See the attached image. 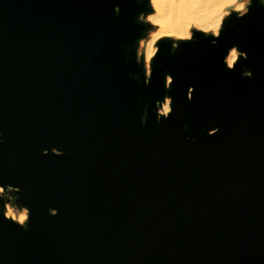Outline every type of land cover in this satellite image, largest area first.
I'll list each match as a JSON object with an SVG mask.
<instances>
[{"label":"water","instance_id":"obj_1","mask_svg":"<svg viewBox=\"0 0 264 264\" xmlns=\"http://www.w3.org/2000/svg\"><path fill=\"white\" fill-rule=\"evenodd\" d=\"M144 7L0 0V183L30 208L26 229L0 217V264H264V7L223 17L215 45L195 29L175 50L156 41L147 86L133 59ZM231 43L251 78L239 57L224 68ZM52 146L63 154H41Z\"/></svg>","mask_w":264,"mask_h":264},{"label":"clouds","instance_id":"obj_2","mask_svg":"<svg viewBox=\"0 0 264 264\" xmlns=\"http://www.w3.org/2000/svg\"><path fill=\"white\" fill-rule=\"evenodd\" d=\"M260 7H264V0H255ZM254 0H145V7L139 10L135 16V22L142 26L141 34L137 36L133 45V59L138 69L142 72L143 84L147 86L151 82L153 73V58L160 51L156 41L161 38H171L170 51L180 47V42L194 40L196 34H203L209 44L215 45L221 35L223 17L235 14L237 19L245 17L251 10ZM113 11L120 12L118 4L113 5ZM231 49V56H228L227 63L224 62L225 55ZM239 62V75L251 78L253 73L250 67L243 61L247 60L248 53L238 44L231 43L224 50L221 57L222 64L226 70H233ZM140 73L132 75L138 77ZM174 81L171 72L163 73V87L170 90ZM194 85L189 83L186 86L185 99L191 101ZM140 100L137 98V103ZM173 97L167 92L162 98L153 101L155 119H167L173 111ZM141 122L146 120V112L141 114ZM187 128V125H184ZM219 131V126L206 129V134L211 135ZM188 137H186L187 139ZM4 142L3 133H0V143ZM53 149L59 151L54 152ZM51 151L54 155H62L63 150L56 146L50 149H41V154L46 155ZM9 187L14 188L11 199L0 197V217L15 222L21 228L28 227L30 208L19 202L15 193L19 186L11 183H0V193L5 192ZM50 215H55L57 209L50 207Z\"/></svg>","mask_w":264,"mask_h":264},{"label":"bare ground","instance_id":"obj_3","mask_svg":"<svg viewBox=\"0 0 264 264\" xmlns=\"http://www.w3.org/2000/svg\"><path fill=\"white\" fill-rule=\"evenodd\" d=\"M230 54H231V49H230V51H229V53H228V55L226 57V61H227L228 56H230Z\"/></svg>","mask_w":264,"mask_h":264},{"label":"snow or ice","instance_id":"obj_4","mask_svg":"<svg viewBox=\"0 0 264 264\" xmlns=\"http://www.w3.org/2000/svg\"><path fill=\"white\" fill-rule=\"evenodd\" d=\"M230 56H231V54H230Z\"/></svg>","mask_w":264,"mask_h":264}]
</instances>
